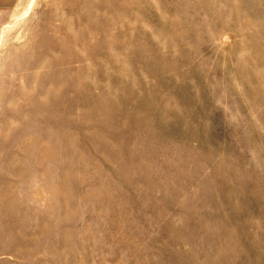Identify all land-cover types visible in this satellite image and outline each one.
<instances>
[{"label": "rangeland", "instance_id": "1", "mask_svg": "<svg viewBox=\"0 0 264 264\" xmlns=\"http://www.w3.org/2000/svg\"><path fill=\"white\" fill-rule=\"evenodd\" d=\"M0 264H264V0H0Z\"/></svg>", "mask_w": 264, "mask_h": 264}]
</instances>
